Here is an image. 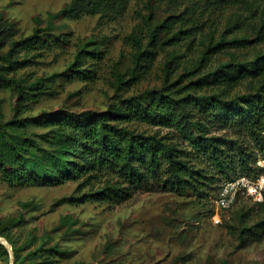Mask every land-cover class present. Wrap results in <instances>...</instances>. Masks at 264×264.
Wrapping results in <instances>:
<instances>
[{"label": "rangeland", "instance_id": "rangeland-1", "mask_svg": "<svg viewBox=\"0 0 264 264\" xmlns=\"http://www.w3.org/2000/svg\"><path fill=\"white\" fill-rule=\"evenodd\" d=\"M71 1L0 0V13L16 23L15 38H20L38 27L45 28L49 14ZM124 1L122 13L116 16L83 13L53 19L52 38L61 34L64 41L38 50L41 53L24 67L0 69L8 76H16L25 87V94L21 95L11 85H0V122L13 120L18 105L22 117L61 109L105 110L118 101L121 93L130 96L146 88L163 86L165 62L172 54L175 58L169 79L179 80L175 85L178 88L194 78L185 72L197 64L210 41L222 36L227 41L244 36L255 39L244 45L235 42L222 45L197 73L230 60L233 54L241 60L252 59L256 52L264 50V37H256L260 17H264V4L253 14L245 7L219 4L216 0ZM172 14L179 15L181 21L171 29H164L162 34L166 36L182 24L187 32L184 39L157 47L156 59L145 77L117 91L113 83L115 74L128 75L133 66V45L127 36L138 32L147 37L152 26ZM93 42L104 50L101 61L88 59L84 63V67L96 71L93 77L72 73L78 50L90 47ZM7 49L5 45L1 52L6 53ZM251 79L241 81L230 95L249 92ZM130 124L150 132L169 130L141 122ZM50 127L30 125L27 135L47 146L43 133ZM212 128L218 133L234 131L218 124ZM36 151L38 155L42 153L40 149ZM81 180L12 186L0 173V235L9 237L12 247L20 248L23 260L20 264H264V237L240 240L242 223L246 220L253 223L260 213L249 199L240 198L230 210L217 211L215 197L213 202L211 198L218 189L211 191L205 186V190L213 192L207 203L193 192L179 194L162 189L139 190L129 199L115 203L86 199L84 193L90 185L80 186ZM54 245L64 251L63 255L49 257L43 248ZM0 264H11L8 248L0 247Z\"/></svg>", "mask_w": 264, "mask_h": 264}, {"label": "trees", "instance_id": "trees-1", "mask_svg": "<svg viewBox=\"0 0 264 264\" xmlns=\"http://www.w3.org/2000/svg\"><path fill=\"white\" fill-rule=\"evenodd\" d=\"M215 2L239 5L253 14L264 4V0ZM124 7V0H72L49 14L45 28L38 27L30 35L20 38H15L16 23L0 13V59L3 60L0 69L24 67L41 53L38 50L64 41L61 34L52 38L53 19L83 13L111 17L121 14ZM180 21L179 15H168L150 28L147 37L138 32L127 36L133 45V66L128 75L115 74L113 83L117 91L145 77L156 59L157 47L184 39L187 32L182 24L166 36L162 34L164 29H171ZM258 27L256 37L262 38L263 16ZM145 38L146 42L143 41ZM254 39L246 36L228 41L223 36L212 39L197 64L185 72L194 78L178 88L175 85L179 80L170 82L169 79L175 58L172 54L165 62L163 86L146 88L130 96L121 93L118 101L105 110L76 112L61 109L22 117L18 105L13 120L0 122V173L3 179L12 186L57 185L82 179L80 186L90 185L84 193L86 199L115 203L129 199L139 190L155 189L179 194L193 192L201 201L213 202L221 186L219 181L223 183L241 174L255 175L261 169L256 162L260 156L264 157V50L256 52L252 59L241 60L233 54L230 60L197 72L222 45L228 42L244 45ZM5 45L8 49L3 53L1 48ZM22 51L24 54L21 55ZM103 54L98 42L81 48L72 63V73L83 78L93 77L96 71L84 67V63L88 59L101 61ZM248 78H252L251 90L231 96L233 88ZM0 85H11L21 95L25 94V87L16 76H8L2 71ZM133 121L169 130L150 132L132 126ZM33 124L51 126L43 133L49 143L47 146H41L34 136L27 135L28 127ZM213 124L221 125V128L229 126L234 131L218 133L213 130ZM36 149L42 153L38 155ZM205 186L211 191L218 190L213 194L205 190ZM211 194L214 196L210 200ZM255 204L260 213L253 223L248 220L242 223L241 242L264 237V201ZM5 238L13 244L9 237ZM0 247L7 249L1 241ZM43 249L49 257L64 253L57 245ZM19 251L20 248L13 245L14 264L23 261Z\"/></svg>", "mask_w": 264, "mask_h": 264}, {"label": "built area", "instance_id": "built-area-1", "mask_svg": "<svg viewBox=\"0 0 264 264\" xmlns=\"http://www.w3.org/2000/svg\"><path fill=\"white\" fill-rule=\"evenodd\" d=\"M256 165L261 170L255 175L241 174L223 181L214 199L217 211L230 210L240 198L254 203L264 201V157H259Z\"/></svg>", "mask_w": 264, "mask_h": 264}, {"label": "water", "instance_id": "water-1", "mask_svg": "<svg viewBox=\"0 0 264 264\" xmlns=\"http://www.w3.org/2000/svg\"><path fill=\"white\" fill-rule=\"evenodd\" d=\"M0 241L3 242L6 247L8 248L10 254H11V264H13V247L10 244V242L3 236H0Z\"/></svg>", "mask_w": 264, "mask_h": 264}]
</instances>
